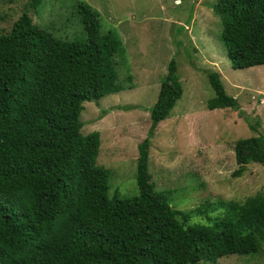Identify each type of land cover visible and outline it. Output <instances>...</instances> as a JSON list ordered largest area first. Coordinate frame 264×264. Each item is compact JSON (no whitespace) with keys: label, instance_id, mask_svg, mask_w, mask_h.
I'll return each instance as SVG.
<instances>
[{"label":"trees","instance_id":"16d2710c","mask_svg":"<svg viewBox=\"0 0 264 264\" xmlns=\"http://www.w3.org/2000/svg\"><path fill=\"white\" fill-rule=\"evenodd\" d=\"M41 2L30 0L0 34V264H216L257 253L264 191L229 202L211 225L188 224L190 214L151 182V138L183 93L174 57L137 144L139 192L109 196L108 171L96 164L99 132L83 135L80 113L83 102L124 89L116 69L123 41L113 29L101 32L99 12L84 1L76 8L81 33L57 37L29 15ZM212 9L231 67L264 64V0H217ZM204 72L213 90L207 107L238 109L220 74ZM234 152V177L250 162L264 165V134L238 139Z\"/></svg>","mask_w":264,"mask_h":264},{"label":"rangeland","instance_id":"374dc122","mask_svg":"<svg viewBox=\"0 0 264 264\" xmlns=\"http://www.w3.org/2000/svg\"><path fill=\"white\" fill-rule=\"evenodd\" d=\"M30 0H0V34ZM79 1L99 12L101 32L115 30L125 53L116 69L124 89L83 102L81 133L99 132L96 164L108 171L109 196L137 195V144L151 124L150 108L163 88L174 57L183 93L153 134L148 170L170 205L190 214L188 224H213L229 202L264 191V165L250 162L240 176L238 139L264 134V64L233 69L220 40L217 0H42L29 9L32 21L60 38L81 33ZM217 71L238 109H209L213 96L207 73ZM124 106H130L124 109ZM254 126V130L249 126ZM199 264H207L200 262ZM216 264H264V243L255 254H227Z\"/></svg>","mask_w":264,"mask_h":264}]
</instances>
